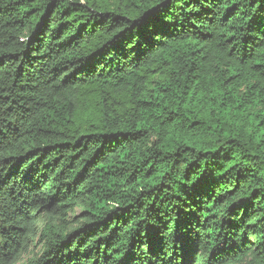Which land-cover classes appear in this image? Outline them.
Returning a JSON list of instances; mask_svg holds the SVG:
<instances>
[{
  "label": "trees",
  "instance_id": "16d2710c",
  "mask_svg": "<svg viewBox=\"0 0 264 264\" xmlns=\"http://www.w3.org/2000/svg\"><path fill=\"white\" fill-rule=\"evenodd\" d=\"M0 264H264V0H0Z\"/></svg>",
  "mask_w": 264,
  "mask_h": 264
}]
</instances>
